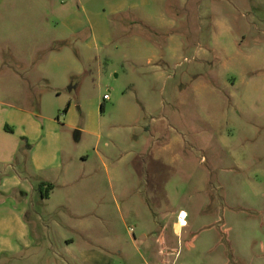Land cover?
<instances>
[{
	"label": "rangeland",
	"instance_id": "1",
	"mask_svg": "<svg viewBox=\"0 0 264 264\" xmlns=\"http://www.w3.org/2000/svg\"><path fill=\"white\" fill-rule=\"evenodd\" d=\"M0 100L30 111L7 133L15 165L57 164L58 145L60 168L39 173L71 183L46 205L38 194L31 246L0 264H70L75 231L53 210L64 192L104 215L92 227L120 239L115 264L150 213L181 209L167 264H264V0H9Z\"/></svg>",
	"mask_w": 264,
	"mask_h": 264
},
{
	"label": "crops",
	"instance_id": "2",
	"mask_svg": "<svg viewBox=\"0 0 264 264\" xmlns=\"http://www.w3.org/2000/svg\"><path fill=\"white\" fill-rule=\"evenodd\" d=\"M8 1L0 0V11ZM16 75L17 79L27 83V86L22 85L23 91L28 89L29 80L26 74ZM6 87L5 90L8 91L9 87ZM29 113L27 106L14 105L0 100V263L3 259L21 256L31 246L33 240L29 217L32 215L31 210L37 196L40 195L43 204L46 205L51 199V191L53 192L56 186L57 188H68L71 184L66 181L69 178V170L65 171L64 169L62 173H57L53 182L47 177L43 178L39 173L48 167L50 169L60 168L61 163H59L57 154L61 153V149L58 145L56 153H54V160H57V164L51 162L48 166H38V157L33 155L32 159L35 161L33 169L27 163L23 167L19 164L15 165V161L22 153L20 152V149H23L22 142L9 141L7 133L14 132L11 123L20 119L27 121L30 118ZM7 127L10 130H7ZM107 172L109 175V170ZM114 173L119 175L120 171L114 170ZM41 183L45 184L43 189L40 187ZM48 185H51L50 190L46 192ZM41 190L45 192V196L42 195ZM57 196L59 199L53 205V210L57 209L59 213L57 214L59 219L56 223L57 228L60 223H64L67 227L72 228L71 231H75V235L70 234L62 237L66 243L64 246L66 253L70 256V264H115V260L110 256L112 249L110 241L120 239L111 238L109 233L103 231L94 233L92 227L95 222L102 224L104 215L103 217L91 216L87 209L88 205L86 208L77 205L73 208L72 203L67 200L66 192ZM60 211L62 215H60ZM33 214L37 217V223H42V213L35 212ZM67 217L70 221V218H73L75 224L70 223ZM182 228L178 216L176 219H165L152 212L149 218L145 219L139 238H136L134 234V239L127 242L128 246L126 243H120L115 245L117 248L114 251L123 258L126 264H167L171 253L176 251L172 245L170 246L171 237H176L179 240L182 236ZM76 237L78 238L76 239ZM79 240L84 243H79L81 244L80 250L75 253L73 246ZM135 255H137L136 258Z\"/></svg>",
	"mask_w": 264,
	"mask_h": 264
},
{
	"label": "built area",
	"instance_id": "3",
	"mask_svg": "<svg viewBox=\"0 0 264 264\" xmlns=\"http://www.w3.org/2000/svg\"><path fill=\"white\" fill-rule=\"evenodd\" d=\"M187 217L188 214L185 210H181L178 214V220L179 223L181 224V226H186L187 225ZM131 231L133 232V229H131Z\"/></svg>",
	"mask_w": 264,
	"mask_h": 264
},
{
	"label": "trees",
	"instance_id": "4",
	"mask_svg": "<svg viewBox=\"0 0 264 264\" xmlns=\"http://www.w3.org/2000/svg\"><path fill=\"white\" fill-rule=\"evenodd\" d=\"M67 110H68V107L65 109V111H67ZM7 130H10V129H8V127H7ZM26 146H27V147H29V145H28V144H27ZM44 186H45V184H44V183H41V184H40V187H41L42 189L44 188ZM50 186H51V185H48V187H47V189H46V192L50 190V189H49V188H50ZM41 191H42V195H44V196H45V192H44L43 190H41Z\"/></svg>",
	"mask_w": 264,
	"mask_h": 264
}]
</instances>
